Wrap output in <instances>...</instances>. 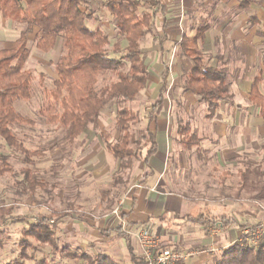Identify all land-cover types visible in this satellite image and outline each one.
I'll use <instances>...</instances> for the list:
<instances>
[{"label":"crops","instance_id":"obj_1","mask_svg":"<svg viewBox=\"0 0 264 264\" xmlns=\"http://www.w3.org/2000/svg\"><path fill=\"white\" fill-rule=\"evenodd\" d=\"M151 1V10L156 12L154 27L147 46L143 40V50L149 67L147 94L153 98L146 106L147 113L165 87L163 109L148 122L158 147L146 161L150 145L145 144L142 159L129 174V183L119 198L121 222L117 226L156 234L155 253L175 250L179 245L200 249L193 261L201 264L230 246L246 222L263 218L253 204L264 203V119L249 95L254 80L261 77L262 82L264 72L250 80L239 76L232 99L221 102L212 117L207 116L206 102L186 95L188 100L182 104L183 114L188 116L187 128L180 133V126L175 127L179 120L175 117V96L178 88L185 97L182 77L193 67L180 44L183 37H194L205 26L200 49L210 67L227 71L229 62L257 59L264 53L260 34L264 29H257L258 24H264V0ZM192 132L199 136L200 144L176 146L177 133L186 136ZM199 215L232 218L233 222L226 227H206L190 219ZM171 217L180 220L176 228L184 229L182 236L167 224ZM117 226H105L109 229L105 235L112 236L110 230ZM159 241L168 246L160 247Z\"/></svg>","mask_w":264,"mask_h":264},{"label":"trees","instance_id":"obj_2","mask_svg":"<svg viewBox=\"0 0 264 264\" xmlns=\"http://www.w3.org/2000/svg\"><path fill=\"white\" fill-rule=\"evenodd\" d=\"M93 4L104 5L115 21L120 41H126L124 47H120L118 41L114 43L115 55L108 53L110 35L87 23L94 15L90 8ZM151 6V0H0V13L4 18L26 25L12 47L0 48V137L5 143L28 155L38 153L29 151L14 129L17 125L32 122L17 110L15 103L31 99L34 93L33 73L25 69L24 65L30 55V34L36 28L34 40L41 51L54 49L58 40H62V54L56 63L57 78L54 88L46 93L49 100L42 114L64 127L67 143L73 145L110 104L116 106V126L120 132L118 139L112 140L111 135L102 130L99 133L108 152L118 162L112 174V188L116 197H121L129 183L128 174L136 161L141 159L145 144L150 145L146 161L157 152L158 147L148 122L163 109L165 87L145 117L142 118L130 105L148 85L149 67L143 40L152 33L154 27L156 12L151 10ZM206 28L201 27L194 37H183L180 49L193 62L184 89L206 102L207 116L212 117L220 103L230 100L232 95L227 71L210 67L205 60V53L200 49ZM260 34L264 44V30ZM102 74H108L110 80L100 85ZM260 82L261 77H256L249 100L259 108V115L264 119V93ZM145 119L147 124L138 130V136L134 139L135 126ZM186 128V125H181L179 132ZM181 136V141L187 146L201 142L193 132ZM12 170L8 155L2 154L0 176ZM22 174L23 185L29 187L32 193L43 182L37 172L30 168L23 169ZM67 214L58 218L63 219ZM190 219L206 227H226L233 222L232 218H210L204 215ZM55 223L53 214L36 216L29 227L22 229L18 256L4 264H60L61 259L70 260L72 264H120L107 253L91 254L79 248L74 250L68 244L59 246ZM4 224L5 217L0 220V233H3ZM249 227L254 230L256 225ZM112 231L127 236L121 226ZM30 237L50 245L49 255L37 260ZM0 247H4L1 240ZM141 263L147 264V261L143 259ZM209 264H264V234L257 244L247 240L235 242Z\"/></svg>","mask_w":264,"mask_h":264},{"label":"rangeland","instance_id":"obj_3","mask_svg":"<svg viewBox=\"0 0 264 264\" xmlns=\"http://www.w3.org/2000/svg\"><path fill=\"white\" fill-rule=\"evenodd\" d=\"M90 8L94 15L88 19V25L94 29H102L110 35L111 44L108 46V53L115 55L114 43L118 41L120 47H124L126 41H120L115 21L103 4H93ZM260 24H258L257 29L261 31L264 29V24ZM25 29V24L4 18L0 13V48L12 47ZM36 30L35 28L33 31L36 32ZM34 32L30 34L28 43L30 55L24 65L25 69H30L33 73L34 93L31 99L18 100L15 103L17 110L23 116L31 119L32 122L17 125L14 129L29 151H38V153L28 155L17 151L8 146L0 137V156L2 154L8 155V161L13 167L12 171H7L0 176V220L5 217L6 221L3 233H0V240L4 242V247H0V264L9 262L18 256L23 227H29L38 215L51 214L56 220L55 230L59 246L68 244L74 250L79 248L91 254L107 253L112 255L120 264H142L141 261L146 260V257L134 236L132 237L130 233L132 231L121 226L127 236L117 235L111 230L112 236H106L105 233L109 232V229H104L107 225L114 227L121 222L120 197H116L111 186L113 183L111 172L118 162L107 153L99 133L102 130L109 133L112 140L118 139L120 132L116 126V106L110 104L73 145L67 143L64 127L42 114L49 100L46 93L54 88V80L57 78L56 63L62 54V40H58L54 49L44 52L36 46ZM149 39L150 34L144 39L146 46L148 45L147 42H150ZM227 66V80L232 94L236 89L239 76L244 80H250L259 75L261 70L264 72V53L259 54L258 58L251 62L242 58L229 62ZM184 77H182L183 81L186 78ZM109 80L108 74H102L99 84H104ZM180 85L178 87L181 88L183 82ZM182 89L184 88L182 87ZM261 89L264 93V75ZM180 93L177 88V96L175 97L178 103L175 117H178L179 120L175 122L176 128L186 124L188 118L183 114L185 109L182 104L188 100L186 95L192 99H199L188 91L184 92L186 98ZM151 99L153 100L151 97L149 99L147 88H145L130 105L143 118L147 113L146 106ZM144 123L141 121L135 126L134 139L138 136V130L145 125ZM175 136L176 146L185 147V142L181 141L182 136L178 133ZM182 142L183 144H181ZM137 161L136 163H138ZM25 168L37 172L43 181L33 193L29 187L23 185L22 170ZM253 205L262 211L263 218L261 221H263L264 212L261 206L264 203L258 202ZM62 214L67 215L63 219L58 218ZM176 221L179 222L180 220H174L171 217L167 220V224L173 230L176 229L179 233L178 237H180L186 232L183 231L184 229L176 228ZM260 222H246L245 226L241 227L242 234L232 244L246 240L248 234H243L244 229L254 224L258 226ZM146 231L155 240L158 239L156 234L149 230ZM252 231L250 228V232L253 234ZM103 235H105L104 238H102ZM252 237L256 238V236ZM207 239H209L208 236ZM29 241L32 242L33 254L37 260L49 255L50 245H44L32 237L29 238ZM205 242L209 241L206 240ZM161 245L163 247L168 246L159 241V246L161 247ZM155 249L157 248H151L153 254L156 252ZM199 250L192 247L188 249L182 245L175 248V251L184 256L180 260L183 264H199V262L193 261L194 257L197 256L196 252ZM222 253L223 250L218 254L215 253L211 261L201 264L213 263L214 259L220 257ZM59 262L60 264H72L67 259H61Z\"/></svg>","mask_w":264,"mask_h":264},{"label":"built area","instance_id":"obj_4","mask_svg":"<svg viewBox=\"0 0 264 264\" xmlns=\"http://www.w3.org/2000/svg\"><path fill=\"white\" fill-rule=\"evenodd\" d=\"M261 207L264 212V205H262ZM213 231L218 232V228L213 229ZM252 232L253 234L250 232V228L247 227L244 229L243 234H248L246 236V240L257 244L260 237L264 234V219L258 224V226H256V228ZM130 233L132 234V237L134 236V238L136 239L137 244L146 257L148 264H174L184 258L182 254L169 248L163 249L153 254L151 252V248L157 246L156 240L146 230ZM252 236H256V238H253Z\"/></svg>","mask_w":264,"mask_h":264}]
</instances>
